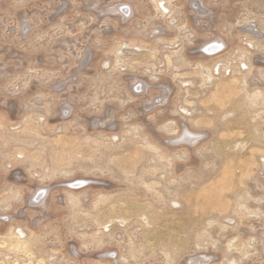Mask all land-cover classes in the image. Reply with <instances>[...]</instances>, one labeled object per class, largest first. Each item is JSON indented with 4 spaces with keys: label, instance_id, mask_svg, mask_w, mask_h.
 Here are the masks:
<instances>
[{
    "label": "rangeland",
    "instance_id": "obj_1",
    "mask_svg": "<svg viewBox=\"0 0 264 264\" xmlns=\"http://www.w3.org/2000/svg\"><path fill=\"white\" fill-rule=\"evenodd\" d=\"M0 264H264V0H0Z\"/></svg>",
    "mask_w": 264,
    "mask_h": 264
}]
</instances>
